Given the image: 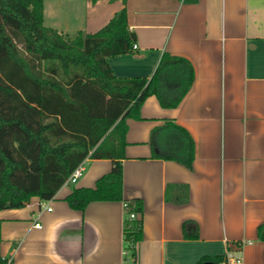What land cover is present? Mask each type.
I'll return each instance as SVG.
<instances>
[{
	"label": "crops",
	"instance_id": "crops-1",
	"mask_svg": "<svg viewBox=\"0 0 264 264\" xmlns=\"http://www.w3.org/2000/svg\"><path fill=\"white\" fill-rule=\"evenodd\" d=\"M122 8L136 49L108 59L114 76L149 79L164 54L184 58L194 73L176 106L151 95L140 119L126 120L123 198L143 203L135 264L228 254L264 264L257 236L264 224V0H43V24L71 36L95 33ZM177 74L160 81L165 102L179 94ZM86 164L78 182L50 200L51 211L40 210L37 198L0 210V255L9 264H131L122 202H91L81 212L64 201L112 168L107 159ZM167 184L186 185L188 201L166 202ZM185 221L196 224V239L184 238Z\"/></svg>",
	"mask_w": 264,
	"mask_h": 264
},
{
	"label": "trees",
	"instance_id": "trees-1",
	"mask_svg": "<svg viewBox=\"0 0 264 264\" xmlns=\"http://www.w3.org/2000/svg\"><path fill=\"white\" fill-rule=\"evenodd\" d=\"M135 42L125 8L99 31L71 36L44 26L43 0H0V210L23 208L33 198L51 200L83 160H110L111 170L94 187H73L64 201L81 212L91 202H122L123 248L132 264L142 240L143 203L123 198L126 120L140 119L151 95L162 106H176L194 80L189 62L168 54L149 79L114 76L108 59L133 53ZM177 73L179 94L165 102L160 81ZM185 165L190 168L191 159ZM164 200L186 203L188 187L167 184ZM182 232L185 239L198 237L190 221ZM257 236L264 243V224ZM224 259L203 257L196 264ZM10 261L0 255V264Z\"/></svg>",
	"mask_w": 264,
	"mask_h": 264
},
{
	"label": "built area",
	"instance_id": "built-area-1",
	"mask_svg": "<svg viewBox=\"0 0 264 264\" xmlns=\"http://www.w3.org/2000/svg\"><path fill=\"white\" fill-rule=\"evenodd\" d=\"M133 49H136V45H133ZM86 160L87 159L83 160L72 171L70 176L64 182L63 186L74 185V184H76L78 182V180L81 178L83 172L85 171ZM39 206H40V210H42V211H51L50 200H48V201H39ZM134 217H135V215L131 214L129 218H134ZM33 227L39 228L40 224L36 221V222L33 223ZM246 243H248V242L242 241V242L238 243V247H241V246H243ZM126 258H128V252L124 250V260H126ZM129 261L132 264V260L129 259ZM219 264H243V263H242V260L240 258L231 256V255L228 254V255H226L224 261L220 262Z\"/></svg>",
	"mask_w": 264,
	"mask_h": 264
},
{
	"label": "water",
	"instance_id": "water-1",
	"mask_svg": "<svg viewBox=\"0 0 264 264\" xmlns=\"http://www.w3.org/2000/svg\"><path fill=\"white\" fill-rule=\"evenodd\" d=\"M205 264H212V263H205Z\"/></svg>",
	"mask_w": 264,
	"mask_h": 264
},
{
	"label": "rangeland",
	"instance_id": "rangeland-1",
	"mask_svg": "<svg viewBox=\"0 0 264 264\" xmlns=\"http://www.w3.org/2000/svg\"><path fill=\"white\" fill-rule=\"evenodd\" d=\"M86 166H87V164H86ZM86 168V167H85Z\"/></svg>",
	"mask_w": 264,
	"mask_h": 264
}]
</instances>
